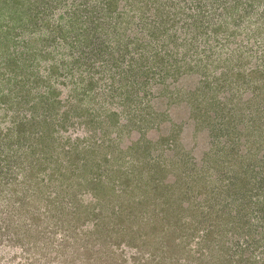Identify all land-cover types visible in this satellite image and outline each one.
Segmentation results:
<instances>
[{
	"label": "rangeland",
	"instance_id": "rangeland-1",
	"mask_svg": "<svg viewBox=\"0 0 264 264\" xmlns=\"http://www.w3.org/2000/svg\"><path fill=\"white\" fill-rule=\"evenodd\" d=\"M0 43V264H264V0H0Z\"/></svg>",
	"mask_w": 264,
	"mask_h": 264
},
{
	"label": "trees",
	"instance_id": "trees-1",
	"mask_svg": "<svg viewBox=\"0 0 264 264\" xmlns=\"http://www.w3.org/2000/svg\"><path fill=\"white\" fill-rule=\"evenodd\" d=\"M15 29H17V28H15ZM6 32H8L7 30H6ZM7 34V33H6ZM8 34H10V31L8 32ZM8 37V35L6 36V38ZM14 38H15V36H13ZM11 41V37L9 36V39L7 40V43H9ZM5 42H6V39H5ZM10 52V50L6 47V44H5V46L3 45V44H1L0 43V59H1V61H3L2 60V58H3V55L5 54H7V53H9ZM14 52V51H13ZM41 53H43V52H41ZM5 57V56H4ZM31 58H33L31 55H29V57L27 58V60L25 61V63H24V65H20L23 69H25L26 71H29L30 70V68L33 66H31V64H29V63H33V60L31 59ZM12 59H14V60H18L17 58H12ZM0 61V62H1ZM29 62V63H28ZM18 61H16V63H15V65L11 68V70H9L8 72L6 71V69L5 70H3L2 68L0 69V75H5V73L7 72V74L8 73H10V77L13 79V78H18V71H19V67H18ZM1 64H2V62H1ZM3 65V64H2ZM135 66V68H136V65H134ZM33 68H36L37 70H32L33 72L31 73L32 75H35V77H37V76H39L40 74H39V68H37V66L36 65H34V67ZM135 68H134V70H135ZM130 70L131 69H127V70H125L124 72H126V73H129L130 72ZM6 71V72H5ZM12 71H13V73H12ZM140 71H141V68H140ZM12 73V74H11ZM69 73V72H68ZM55 75H57V74H55ZM41 77V76H40ZM5 78H7V76L5 75ZM0 79L2 80L3 79V77H0ZM49 80V79H48ZM11 81H9V83H10ZM24 83V82H23ZM22 82H19L18 80H15V85H13V88H16L14 91H12V92H23L24 93V97L21 99V103H22V105H25V109H26V111L28 110V111H30V112H34L33 111V109L34 108H36L37 106H44V108L45 109H47L48 111V114H47V112L46 113H44V114H40V116H35V115H32V113H31V115H29V114H27V116L29 117V118H25L24 120H22L23 122H30L31 121V123L30 124H33L32 126H33V130H35V134L34 135H31L30 133V137H31V139H33L34 141H38V140H36V139H41V140H43L44 142L45 141H47V142H49V146H50V148H52V151H54V149H58L59 147H54V145H53V143H54V139H53V133H54V131H55V125H53V123H52V125H51V128H49V131L50 130H52V131H47V128H46V126L48 125V124H50L49 122H50V118L53 116V118H55L56 119V114H57V112H56V114L54 113L55 112V107L57 106V105H59L60 104V99L58 100V101H56V100H53V101H51L52 99H51V97H49L48 96V94L46 95V102L44 103V102H41L40 104H39V102L37 101V100H29L28 99V101H25V99L28 97V95H29V93H31L32 91H31V88L32 87H30V86H27V87H23V85H21V84H23ZM18 84H20V86L18 87ZM53 94V92H50L49 93V95L51 96ZM19 95H21V93H18V96ZM25 96H26V98H25ZM3 100V101H2ZM2 100H0V101H2L3 103H4V105H5V107H7V109L9 110L10 108H12V105H14V104H20V103H18V102H15L11 97H9L8 99H3V96H2ZM61 106V105H60ZM2 107V104H1V102H0V108ZM54 109V112H50V110L51 109ZM24 114H25V112H24ZM37 117V118H36ZM66 117H68L67 115H66ZM65 127H66V125H65V123L63 124ZM11 131L12 132H16V131H13V129H12V126H11ZM17 134V133H16ZM23 134V133H22ZM25 134V133H24ZM29 134H28V137H29ZM25 136H26V134H25ZM49 138H52L53 139V141H52V143H51V141H49V140H47V139H49ZM41 140H39V141H41ZM29 142H31V141H29ZM255 181H256V179H254ZM250 182H248V184H249ZM259 204H260V202H258ZM259 212H261V215L260 214H258ZM258 219L261 221V220H263L264 219V205H263V203L260 205V206H258Z\"/></svg>",
	"mask_w": 264,
	"mask_h": 264
}]
</instances>
